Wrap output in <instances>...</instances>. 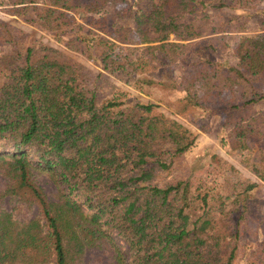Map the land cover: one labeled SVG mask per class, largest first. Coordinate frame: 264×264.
Here are the masks:
<instances>
[{
  "label": "trees",
  "instance_id": "1",
  "mask_svg": "<svg viewBox=\"0 0 264 264\" xmlns=\"http://www.w3.org/2000/svg\"><path fill=\"white\" fill-rule=\"evenodd\" d=\"M261 4L0 0L2 11L186 121L222 113L229 153L264 139V32L243 35V14L215 17ZM146 15V42L126 45ZM200 143L186 123L0 17V264H85L89 248L113 249L119 264H264L257 183L213 152L208 165L190 167ZM242 155L264 182V157ZM36 172L54 184L51 198ZM6 198L39 214L21 221Z\"/></svg>",
  "mask_w": 264,
  "mask_h": 264
},
{
  "label": "rangeland",
  "instance_id": "2",
  "mask_svg": "<svg viewBox=\"0 0 264 264\" xmlns=\"http://www.w3.org/2000/svg\"><path fill=\"white\" fill-rule=\"evenodd\" d=\"M115 3L118 7H123V4L119 1ZM264 11V4L259 5L255 9L249 10H230L225 9L221 12H218L216 15L217 21H226L233 15L243 14L249 17V21L247 23V29L243 35L249 36H256L264 32L262 29L259 21L258 16L260 13ZM0 17H2L5 21L15 24L21 28L26 29L27 31L31 32L32 34L38 36L43 41L56 46L67 54V59H76L84 62L89 67L93 68L95 71L102 72L103 76L110 79L112 82L126 87L128 90L136 94L137 96L141 97L142 99L146 100L148 103L157 106L159 109L163 110L165 113L176 117L177 119L181 120L182 122L186 123L187 126L191 128V130L198 136L200 140V144L198 147L193 150L188 156L187 161L190 167H195L197 169H201L204 166L208 165L211 158V152L216 153L220 156L225 157L228 159L235 167L241 170L247 177L251 178L255 181L258 185L259 191L261 194L259 195V200H256V204L262 209V203L264 204V182H262L256 175H254L248 167L245 166L243 162V155L242 152L252 160H260L264 157V139L259 135H254L253 137L248 138L246 142L243 143V150L236 151L229 153L226 149H224L220 143L221 136H222V126L224 122V115L222 113H202L199 112L197 117L192 121H186L185 119L181 118L180 116L175 115L173 112L167 110L166 108L154 103V101L149 98L148 96L139 93L135 89L129 87L122 81H120L116 74H111L108 71H104L101 68L97 67L94 63L84 58L77 52L65 49L63 45L55 41L49 34L45 31L37 29L28 23L24 22L22 19L11 16L6 12L2 11L0 8ZM153 16L146 15L144 18L145 22L141 25L135 23L134 28L132 29L131 33L129 34L126 45L132 46L133 48H137L143 42H146L145 37L142 34V27L146 24H149L153 21ZM137 28L140 30L143 38L142 40H138L136 38V30ZM241 34H230L229 39L233 41L237 39ZM214 57L221 63L224 64H233V60L229 58L228 55L224 54L223 52H218L214 55ZM175 175V174H174ZM174 175L166 176L161 183L164 184L168 182L170 179L173 178ZM36 179L44 187L45 191L48 193L49 197L51 198L52 191L54 190V184L45 176L41 175L36 172ZM6 180L0 176V190L4 188ZM3 206L6 210L12 211L16 218L21 221H26L30 218H33L39 214V210L37 205H32L29 207L26 203L17 202L15 199L6 198L5 202H3ZM259 213V211H258ZM85 264H119L117 262L116 253L111 248H89L86 250V254L84 257Z\"/></svg>",
  "mask_w": 264,
  "mask_h": 264
}]
</instances>
